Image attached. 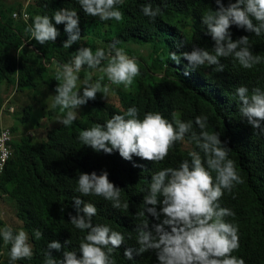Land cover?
<instances>
[{"label":"trees","instance_id":"obj_1","mask_svg":"<svg viewBox=\"0 0 264 264\" xmlns=\"http://www.w3.org/2000/svg\"><path fill=\"white\" fill-rule=\"evenodd\" d=\"M223 2L227 6L229 0ZM148 3L153 8H161L155 20L141 10ZM62 8L78 13L81 40L71 48H64L67 35L61 24L56 25L60 36L54 43H36L26 31L35 16L51 18ZM208 8L217 10L214 0H123L119 10L124 13V19L118 23L86 16L78 0H33L28 5L0 0V86L14 85L19 92L33 91L35 97L45 87L55 91L56 64L70 62L79 47L107 50L115 39L120 40L117 47H124L141 67V75L128 90L120 85L113 97L107 98L97 93L96 99L88 102L89 113L76 118L70 126L59 124L50 128L45 139L35 141L28 135L16 138L17 127H10L14 134L12 156L0 177V198L7 195L15 201L17 218L33 246V257L17 263L44 264L47 244L52 240L61 244L69 240L65 250L79 251L86 231L76 229L69 216V213L75 215L73 198L80 195L76 191L78 176L107 171L109 180L122 189L121 199L129 202V209H113L102 197H80L98 209L93 224H106L131 237L113 253L115 264H158L152 252L134 254L133 260L123 256L126 247H138L134 230L139 221L135 214L143 208L144 193L152 174L166 167H178L182 160L190 159V151H199V148L186 135L164 161L153 164L135 156L132 161H126L117 151L111 155L96 153L78 139L82 131L104 124L112 115H123L135 106L141 119L148 111L160 112L169 120L173 112L183 121H194L201 115L208 117L207 131L220 133L221 141L231 149L229 158L236 162L237 171L244 179L243 184L237 185L232 193L225 192L220 200L222 207L235 213L226 220L239 227L240 248L232 255L243 258L246 264H264V134H258L243 119L235 95L240 86H246L249 92L255 87L264 89V62L244 69L233 58H222L225 69L221 73L206 65L195 71L188 70L185 75L188 62L181 58V63L176 64L169 58L171 52H191L194 46L209 50L214 47L202 24V14ZM24 11L29 15L27 21ZM15 13L20 15L18 20L14 18ZM230 31L233 40L249 36L251 51L264 57V34L257 37L236 26ZM178 43L183 46L177 48ZM147 46H151V52L143 57L141 51ZM107 82L105 78L103 83ZM33 110L32 105L24 108L22 123L32 120ZM149 220L155 222L150 216ZM37 230L43 234L40 239L35 238ZM9 248L0 237V264L4 254L9 259ZM52 254L62 259V251L52 250Z\"/></svg>","mask_w":264,"mask_h":264},{"label":"clouds","instance_id":"obj_2","mask_svg":"<svg viewBox=\"0 0 264 264\" xmlns=\"http://www.w3.org/2000/svg\"><path fill=\"white\" fill-rule=\"evenodd\" d=\"M214 2L217 10L208 8L202 14V24L214 41V47L209 50L194 46L191 52L169 53L170 60L176 64L181 63V58L188 62L185 75L188 70L195 71L206 65L221 73L225 69L222 58L231 57L244 69L264 62V57L251 51L249 36L233 40L230 31L236 26L257 37L264 34V0H229L227 6L223 0ZM78 3L86 16L118 23L124 19V13L119 10L123 0H78ZM141 10L153 20L161 14V8H153L151 3ZM79 22L75 10L62 8L51 18L36 15L26 31L36 43L45 45L57 40L60 31L56 25L62 24L67 35L63 47L71 48L82 38ZM118 44L120 40L115 39L107 50L79 47L70 62L56 64L53 61L58 84L51 106L61 113L56 117L58 123L70 126L78 110L90 100L94 101L97 93L107 98L110 85H123L128 90L141 75L139 61L130 57L123 47H117ZM97 72L101 75L93 79ZM105 78L108 83H103ZM235 95L243 119L258 134H264V89L255 87L249 92L246 86H240ZM139 117V110L130 107L123 115L114 114L104 124L82 131L78 139L96 153L111 155L117 151L126 161H132L135 156L153 164L164 161L186 135L199 151H190V159L182 160L178 167H166L152 174L144 193L143 208L135 214L139 221L134 230L138 247H126L123 256L133 260L134 254L141 256L152 252L158 264H246L243 258L232 255L240 248L239 227L228 222L226 217H234L235 213L220 204L225 192L232 193L244 179L237 171L236 162L229 158L231 149L221 141L220 133L207 131L208 117L203 115L196 116L194 121H183L176 112L172 113L171 120L152 111L146 112L142 119ZM76 191L80 195L73 198L75 215L69 213V216L76 229L86 231L79 244L81 255L65 250L69 240L64 244L52 240L47 244L44 264H115L113 253L131 237L106 224H93L98 209L94 203L80 197H102L113 209L120 211H127L129 202L122 201V189L109 180L107 171L100 175L80 173ZM149 216L155 222L150 221ZM42 235L39 230L35 231L36 239ZM0 237L5 246H10L8 264L33 257L29 234L22 228L14 230L6 225L0 228ZM52 250L62 251V259L54 257Z\"/></svg>","mask_w":264,"mask_h":264},{"label":"rangeland","instance_id":"obj_3","mask_svg":"<svg viewBox=\"0 0 264 264\" xmlns=\"http://www.w3.org/2000/svg\"><path fill=\"white\" fill-rule=\"evenodd\" d=\"M15 3L23 2L28 5L33 0H10ZM28 18H27V16ZM19 14L15 13L14 18L19 19ZM24 20L29 19V15L26 11L23 12ZM124 48V47H123ZM151 52V46H147L141 51V56L148 57ZM101 75L97 72L93 79H96ZM81 79L84 77V73H80ZM108 83V82H107ZM110 92L107 97H113L119 86L110 85ZM36 93V92H35ZM33 91L19 92L14 85H8L7 83L0 86V126L2 127H17L15 137L19 138L23 135L32 137L35 141L37 139H45L47 131L50 128L57 127L60 123L56 121V117L61 115L58 108H53V96L55 91L45 87L41 93ZM102 94V93H101ZM103 95V94H102ZM32 105L34 110L31 116L32 120L28 123H22L21 117L23 116L24 108ZM90 106L88 103L79 109L77 118L83 114L89 113ZM11 129V128H10ZM13 134V135H14ZM17 205L9 196L2 195L0 198V228L4 226H11L14 230L23 229V223L17 218ZM9 259L6 254L3 255L1 264H8ZM20 264V263H17Z\"/></svg>","mask_w":264,"mask_h":264},{"label":"built area","instance_id":"obj_4","mask_svg":"<svg viewBox=\"0 0 264 264\" xmlns=\"http://www.w3.org/2000/svg\"><path fill=\"white\" fill-rule=\"evenodd\" d=\"M13 138V132L9 127L0 129V177L3 175L6 165L12 156L11 142Z\"/></svg>","mask_w":264,"mask_h":264}]
</instances>
